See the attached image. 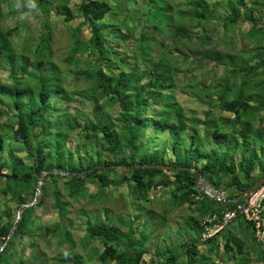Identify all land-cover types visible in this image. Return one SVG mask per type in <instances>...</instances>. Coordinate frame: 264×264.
Listing matches in <instances>:
<instances>
[{"label":"trees","instance_id":"obj_1","mask_svg":"<svg viewBox=\"0 0 264 264\" xmlns=\"http://www.w3.org/2000/svg\"><path fill=\"white\" fill-rule=\"evenodd\" d=\"M34 1L27 11L36 8L42 26L34 60L15 58L9 41L11 31L0 33V53L4 54L2 63L7 64L8 74V81L0 80V104L8 113L0 108V117H5L9 125L16 127L13 128L14 135L23 142L25 153L24 157L15 158L10 151L5 158V138L0 133V181H5L0 193L4 197L10 195L19 208L25 204L31 185V195L36 194L38 177L43 172L55 170L63 175L45 174L40 187L41 198L34 206L23 208L18 220L11 209L6 208L0 214L5 219H0V243L5 245L0 258L14 241L21 243L27 236L35 207L43 202L44 185L61 179L65 180L68 193L73 197L85 191L87 181H93L99 190L126 184L134 190L138 201H147L152 189H170L172 200L186 205L194 216L185 219L186 235H181L179 246L167 248L162 254L156 252L151 258L153 264H180L182 260L185 261L183 264H216L208 256L219 247L228 260L233 259L239 264L244 255L245 240L230 230L238 222L250 230L248 238L258 245V262L264 264L253 227L243 218L232 220L214 236L202 238L217 221H222L223 214L233 207L234 201L244 199L237 198L242 192L264 177V129L254 124L261 122L259 115L264 111V46L254 47L253 65L248 61L235 65L231 56H225V74L230 71L231 75L224 84L213 86L217 91L215 103L204 100L209 106L216 105L217 113L209 107L202 118H198L187 113L173 94L185 75L189 74L190 83L194 81L190 76L191 67L202 68L203 62H214L215 66L221 64L219 53L209 48L191 52L187 45L213 40L214 28L208 30L205 26L211 20L219 21L224 33L237 24L248 23L247 37L264 40V15L252 14L253 10L262 11L264 0H226L222 5L223 16H215L217 6L207 0H185L187 7L178 4L175 9L166 0H148L146 9L139 14L128 9V0H116L123 9V20L135 23L140 29L139 35L131 38L135 51L132 45L119 48L122 37L116 32V24L111 22L113 8L110 4L104 0H78L77 15L90 29V38L81 44L75 41L69 62H76L79 46L88 53L89 67L75 71L74 78L83 77L88 83L80 95L90 97L91 120L59 105L70 99V94L50 62L52 51L46 19L53 9L64 21L73 20L75 16L66 6L68 0ZM190 22L196 26L204 23L202 34L194 33ZM105 30L110 31L113 42L107 40L108 34H101ZM164 37L169 38L168 44L163 43ZM129 52L134 53L133 60L141 62L142 69L137 61L126 62ZM181 64L182 70L178 68ZM135 67H138L137 72ZM188 88L189 91L190 86ZM205 89L209 90V86ZM231 93L232 98L228 99ZM112 107L118 109L117 117L108 113ZM222 112L230 116L223 117ZM2 129L5 130L0 127V132ZM72 133H75V141L71 138ZM142 139H145L144 144ZM150 140L160 143L151 146L148 145ZM168 152L170 156L165 161ZM102 155L105 158L102 159ZM129 165L137 167L129 168ZM148 165L170 169L143 167ZM4 169L6 172L2 173ZM118 171L122 173L119 180H109V174ZM199 180L209 183L217 192L229 191L227 202L220 203L199 191ZM52 192V207L64 222L67 204L58 190ZM214 215L217 221L208 226L202 223L205 217ZM105 219L86 225L88 239L101 243L97 261L100 264L145 263L143 257L150 249L144 244L143 235L137 234V228L128 226L122 231L113 224L110 216ZM62 228H65L64 224ZM46 231L55 237L58 228ZM204 245H209L208 255L200 251ZM59 264L84 263L77 255H62Z\"/></svg>","mask_w":264,"mask_h":264},{"label":"rangeland","instance_id":"obj_2","mask_svg":"<svg viewBox=\"0 0 264 264\" xmlns=\"http://www.w3.org/2000/svg\"><path fill=\"white\" fill-rule=\"evenodd\" d=\"M104 1L107 4H110L113 8L110 19H112L111 22L116 24V32H120L119 36L122 37L119 48L132 45L131 38H136L140 33V29L136 27L135 23L123 20V9L121 6H118L116 0ZM166 1L172 4L173 9H175V6L178 4L182 8L187 7L184 3L185 0ZM207 1L215 2L217 6L215 8V16L224 15L222 5L226 0ZM246 1L249 2L252 0ZM128 2V9L139 14L146 9L145 5L148 0H128ZM34 3V0H0V33L11 31L9 41L14 57L17 59H27L30 62L35 59L34 51L38 42L39 34L42 31V26L40 25L41 18L39 17L36 8L32 11H27L34 5ZM77 3L78 0L67 1L66 6L70 9L73 16H75V18L69 22L64 21L61 16L55 14V12L52 11L53 9H50V12L48 13L46 23L48 25V34L50 35L51 41L50 48L52 51L50 62L55 70L59 72L65 84V90L70 94V99L59 102V105L71 113L78 112L83 115L84 118L91 120L93 111L92 104L88 99L90 97L80 95V92L87 88L88 83L84 81L83 77L79 80L74 78L75 71L82 68L87 69L89 67L88 53L84 52L82 47L80 48L79 46L78 51L76 52L78 54L75 57L76 62H69V55L75 50V41L81 44L90 38V29L77 15ZM263 12L264 8L261 12L253 10L252 14L263 17ZM195 24L196 23L190 22L191 27H193V32L198 35L202 34L204 23L203 26H196ZM205 26L208 30L214 28L213 40L209 43L208 41L205 42L202 40V42L192 44L190 47L189 44H187L188 49L190 48L191 52H193L196 50L205 51L209 48L213 50L214 53H219L221 55V64L215 66L214 62H203L202 68L195 69L194 66L191 67L192 72L190 73V76L194 81L190 83L189 74L185 75L182 78L183 82L177 83V87L173 92L177 102L186 110V112L193 113L198 118H202L203 114L208 111L209 107H212L205 102L206 100H209L210 103H215L217 100L216 87L213 89V86L224 84L231 75L230 71L228 74H225V56H231L235 65L244 64L246 61H248L249 65H253V60L255 59H251V55L256 53V51L253 50L254 47L260 45L264 46L263 39L258 41L257 38L249 39L247 37V30L250 28L248 23L243 22L237 24L232 29H229L228 33H224L219 21L215 22L211 20ZM101 34H108L106 36L107 40L113 42L110 31L105 30L101 32ZM163 43L168 44L169 38L165 39L164 37ZM131 48L135 51L133 45ZM127 54L129 57L126 62L131 64L137 61L136 63L142 69L141 62L139 60H133L134 53L129 52ZM191 56L192 58L195 57L192 54ZM2 58H4V54L0 53V80L5 82L8 81V74L6 71L7 64L4 62L2 63ZM110 59H112V57H110ZM178 68L182 70L183 64L179 65ZM134 69L137 72L138 67H135ZM181 76L182 74L179 75V80L181 79ZM189 86L190 90L188 91ZM208 86L209 90H204V87L207 88ZM246 93L249 94L248 92ZM232 95L233 93L228 96V99L229 97L232 98ZM0 108L3 109L2 111L5 112V114L8 113L6 111L7 109L5 106H2V104H0ZM212 108H214V113L219 111L216 105ZM108 113L117 117L118 109L112 107V109L108 110ZM221 115L223 117L230 116L224 112H222ZM259 116L261 122H255L254 124L257 126L260 125L262 126L261 128L264 129V111ZM0 127L5 128V130L2 129L0 132L5 138V158L10 151H13V156L15 158L24 157L25 153L22 149L23 142L18 136L14 135L13 128L16 127L11 124L9 125L8 121L5 120V117H0ZM71 138L74 141L76 140L75 133L71 134ZM141 141L144 144L145 139H142ZM159 143L160 141L155 144L150 140L148 145L156 146ZM146 147L147 146L145 145L144 148ZM169 156L168 152L165 161L169 159ZM101 158L103 159L105 156L102 155ZM24 161L29 163L27 160ZM5 172L6 170L4 169L2 173ZM121 175L122 173L120 171L110 173L109 180H112L113 182L118 181ZM39 178L40 177H38V181ZM156 180H158V178H156ZM208 184L209 183L203 180H199L197 188L199 191L212 198L211 196L214 195L213 192L215 191ZM2 187H5V181L3 180L0 181V188ZM32 187L33 185L28 189V197L23 205L32 204L34 206L41 198L40 191L33 196L31 195ZM44 187V192L46 193L43 192V195H45L43 202L40 206L35 207V211L31 218V225L27 229V236L24 237V240L21 243L19 240L12 243V247L8 249L7 253H4L1 256L0 262H2L0 264H59V258L62 255H77L82 259L84 264H100L97 261L96 256L101 251V243L97 240L88 239L86 225L88 222L92 224L99 220H107L105 217L109 216L114 221L113 224L122 231H126L128 226H135L137 228V234L141 233L143 235V238L145 239L144 244L150 249L149 254H146L143 257L145 262L143 264H153L151 258L156 252L162 254L167 248L179 246L182 242V239L180 238L181 235H186L184 231L186 228L185 219L194 216L193 212H191L186 205H180L177 201L174 202L172 200L170 189L162 187L152 189L148 193L147 201L136 200L134 190L128 188L126 184L122 186L110 185L103 190H99L93 181H87L85 191L80 193V195H74V197L69 195L65 180L56 179L54 183L51 185L46 184ZM53 190H58L63 197L62 201L67 204V215L64 222L60 221L58 213L52 207ZM24 193L26 194V190ZM219 193H223L226 197L224 192L221 191ZM6 208L14 211L16 220L19 208H17L15 204V199H12L10 195L9 197H4L0 193V214ZM0 219L1 221H5L3 215H0ZM62 224L65 226L64 229L62 228ZM237 224H241V228L234 230ZM57 228L58 232L55 237L52 233L48 234L46 231ZM230 230L237 236L241 235V238H238L243 241L245 240L244 255L241 257L242 259L239 264H261L258 262L257 249H259V247L248 238L250 230L246 229L245 225L239 222L233 225V229L230 227ZM208 247L209 245L201 246L200 251L205 252L208 255ZM4 248L5 245L0 243V254ZM208 257H210L216 264L218 262L220 264H235L233 259L228 260L221 247H219V250L211 253ZM184 262L185 261L182 260V263L180 264H183Z\"/></svg>","mask_w":264,"mask_h":264},{"label":"built area","instance_id":"obj_3","mask_svg":"<svg viewBox=\"0 0 264 264\" xmlns=\"http://www.w3.org/2000/svg\"><path fill=\"white\" fill-rule=\"evenodd\" d=\"M213 194L215 196L213 195L211 197L216 201L227 202L223 193L215 191ZM237 200L234 201V204L232 205L233 207L229 208L223 214L222 221H217L215 215L213 217L207 216L203 219L202 223L207 226L214 221H217V223L214 224L207 233H204L202 238L206 239L216 235L228 226L232 220L240 217L252 225L254 235L260 243V248L264 257V184L251 192L247 197H244L241 202H237Z\"/></svg>","mask_w":264,"mask_h":264},{"label":"water","instance_id":"obj_4","mask_svg":"<svg viewBox=\"0 0 264 264\" xmlns=\"http://www.w3.org/2000/svg\"><path fill=\"white\" fill-rule=\"evenodd\" d=\"M125 165H119V167H124ZM110 168L114 167V166H109ZM129 168H136L137 166L136 165H129L127 166ZM143 167H146V168H157V169H161V170H169L170 168L168 166H162V165H148V166H143ZM50 172H55V173H58L60 175H63V173L61 172H58V171H55V170H48V171H45L41 174L40 178H39V181H38V185H37V190H36V194L37 192L40 191V187L42 185V180H43V177L45 174H48ZM262 184H264V177L261 178L260 180H258L257 182H255L248 190L242 192L240 194V197H247L251 192H253L255 189H257L259 186H261ZM32 205V204H30ZM30 205H22L19 210H18V213H17V220L19 219V215L22 211L23 208L25 207H28ZM17 223L14 224V228L16 227Z\"/></svg>","mask_w":264,"mask_h":264},{"label":"crops","instance_id":"obj_5","mask_svg":"<svg viewBox=\"0 0 264 264\" xmlns=\"http://www.w3.org/2000/svg\"><path fill=\"white\" fill-rule=\"evenodd\" d=\"M222 192H224L225 193V195H227L228 193H229V191H222ZM240 196H238L237 198H239ZM241 228V224H238V225H236V230L237 229H240Z\"/></svg>","mask_w":264,"mask_h":264},{"label":"clouds","instance_id":"obj_6","mask_svg":"<svg viewBox=\"0 0 264 264\" xmlns=\"http://www.w3.org/2000/svg\"><path fill=\"white\" fill-rule=\"evenodd\" d=\"M18 217V216H17ZM17 220V219H16Z\"/></svg>","mask_w":264,"mask_h":264}]
</instances>
